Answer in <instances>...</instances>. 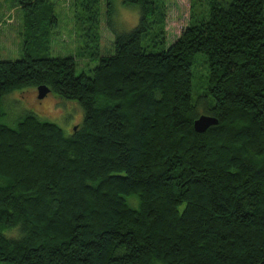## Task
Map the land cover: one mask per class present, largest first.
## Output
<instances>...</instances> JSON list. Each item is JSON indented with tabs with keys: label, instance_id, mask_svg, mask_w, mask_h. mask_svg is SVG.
<instances>
[{
	"label": "trees",
	"instance_id": "trees-1",
	"mask_svg": "<svg viewBox=\"0 0 264 264\" xmlns=\"http://www.w3.org/2000/svg\"><path fill=\"white\" fill-rule=\"evenodd\" d=\"M47 1L16 0L28 21ZM76 1L97 47L100 2ZM124 2L139 21L110 27L106 0L114 51L93 53L92 74L71 55L0 59V119L2 96L28 85L84 109L70 135L33 112L0 121V264H264V0H191L157 52L142 39L165 43V0ZM197 53L218 119L203 132Z\"/></svg>",
	"mask_w": 264,
	"mask_h": 264
},
{
	"label": "rangeland",
	"instance_id": "rangeland-1",
	"mask_svg": "<svg viewBox=\"0 0 264 264\" xmlns=\"http://www.w3.org/2000/svg\"><path fill=\"white\" fill-rule=\"evenodd\" d=\"M48 1L50 9L48 4H44L41 5L44 13L36 10L37 17L45 16L37 21H28L25 17L28 13L22 10L16 0H0V59L16 60L26 54L34 57L71 55L75 60V74H92V69L98 63V58L93 57V53L98 51L106 55L114 51V34L110 27L118 32H129L137 25L140 16L137 4L110 0L113 11L112 26L109 27L106 0H99V38L96 47L95 34L84 20V9L76 7V0ZM190 4L191 0H165V43H154L150 34L144 36L142 45L147 51H161L175 41L188 24ZM78 11L80 17L76 18ZM31 16L34 18V15H28L29 18ZM81 17L83 20H79ZM195 60L190 94L198 113L203 114L206 113L205 106L210 101L205 90L207 70L204 54L197 53ZM1 111L3 115L0 121L9 126H14L25 113L33 112L42 120L58 124L67 135L82 124L84 117V109L78 100L64 98L51 91L39 99L37 87L31 85L3 95Z\"/></svg>",
	"mask_w": 264,
	"mask_h": 264
},
{
	"label": "water",
	"instance_id": "water-1",
	"mask_svg": "<svg viewBox=\"0 0 264 264\" xmlns=\"http://www.w3.org/2000/svg\"><path fill=\"white\" fill-rule=\"evenodd\" d=\"M50 89L45 85L37 86V97L39 99L43 98ZM218 119L214 116L207 114H200L193 122L194 130L197 132L205 131L209 126L217 124ZM76 128V127H75Z\"/></svg>",
	"mask_w": 264,
	"mask_h": 264
}]
</instances>
